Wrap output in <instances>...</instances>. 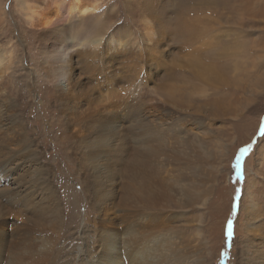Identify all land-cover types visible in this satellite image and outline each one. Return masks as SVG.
I'll list each match as a JSON object with an SVG mask.
<instances>
[{
	"label": "rangeland",
	"instance_id": "1",
	"mask_svg": "<svg viewBox=\"0 0 264 264\" xmlns=\"http://www.w3.org/2000/svg\"><path fill=\"white\" fill-rule=\"evenodd\" d=\"M92 1L102 8L98 37L115 47L73 59L66 85L47 71L69 69L54 54L77 30L34 31L18 0H0V182L11 183L0 193V229L14 245L44 235L78 246L107 236L112 217L132 226L123 212H156L147 226L176 230L202 264H251L248 222L264 234V0ZM124 115L138 123L127 128V155L143 150L146 122L172 135L153 161L157 204L140 210L126 200V177L109 173L118 157L105 141ZM175 121L194 128L191 192L171 180L172 147L188 136L175 126L174 138ZM82 126L91 136L75 134ZM92 137L99 142L82 143Z\"/></svg>",
	"mask_w": 264,
	"mask_h": 264
},
{
	"label": "bare ground",
	"instance_id": "2",
	"mask_svg": "<svg viewBox=\"0 0 264 264\" xmlns=\"http://www.w3.org/2000/svg\"><path fill=\"white\" fill-rule=\"evenodd\" d=\"M18 1L28 23L34 27V31L52 33L62 26L77 30L73 42L58 45L54 54V58L57 60L61 56L67 57L69 69L64 67L62 71H47L50 77L60 74L65 79L66 85L75 78L71 67L73 59L83 57L93 51L106 49L108 45L112 49L115 47L112 42L103 46L104 38L98 37L102 8L95 1L56 0L53 5L45 6L37 1ZM190 30L193 32V29ZM115 43L117 44V42ZM3 61L4 57L0 55V65ZM119 124L120 128L116 135L114 136L110 132V139L105 141V145L114 147V153L118 157L113 170L109 173L119 177L120 181L126 177L124 180L126 200L130 204H136L139 210L144 205H155L158 201L159 190L154 193L151 186H159L160 183L155 182L154 179L158 175V167L154 166L153 161L156 155H161L163 145L172 143L170 130L151 126L148 122L144 123L147 137L140 141L143 150L138 149L127 155L128 146L124 139L127 135V128L137 131L138 123L124 115ZM175 126H181L183 132L188 136L179 138L172 147L173 155L170 158H174V165L177 166L174 168V177L171 180L174 186L185 192H191L194 186L186 170L195 161L196 153L190 147L191 140L187 138L191 137L190 133L194 128L188 124L180 125L175 121L174 138L176 136ZM77 133L82 137L91 136L90 131L87 132L84 126L81 127L80 132H75V134ZM97 142L99 141L93 137L88 141H82L86 146ZM59 146L62 147V145ZM93 159L94 156H90V161ZM252 183L254 184V180ZM10 184L0 182V193L8 191ZM106 184L108 185V183ZM249 196L251 202L248 209L251 211L257 207V204L253 199L252 192H249ZM97 199L100 206L103 198L100 197L99 192ZM2 210L3 207L0 203V211ZM49 211L56 212L53 208H49ZM155 214L156 212H123L125 216L136 218L132 226L122 225L119 216L112 217V227L107 236L101 235L98 240L88 236L78 246L58 243L55 238L44 235L34 236L29 242L21 243V246L14 245L10 239L11 233L0 229V264H202L204 257L200 254L199 248L191 245L185 247V238L176 230L155 227L150 229L147 226L146 218ZM54 217H58V215H54ZM6 221L7 219L0 217L1 223ZM255 223L256 220L248 222L250 230L252 229L253 232V239L252 242L245 243L246 257L250 258V261L252 260L251 264H264V234L255 237V230L252 227ZM198 241L201 240L198 239ZM199 245L202 246L200 243ZM35 247H38V250Z\"/></svg>",
	"mask_w": 264,
	"mask_h": 264
},
{
	"label": "snow or ice",
	"instance_id": "3",
	"mask_svg": "<svg viewBox=\"0 0 264 264\" xmlns=\"http://www.w3.org/2000/svg\"><path fill=\"white\" fill-rule=\"evenodd\" d=\"M251 148V145L246 146L245 148L240 150L241 155H243L245 152H247ZM239 166V165H238ZM228 234L229 236L232 235V222H228Z\"/></svg>",
	"mask_w": 264,
	"mask_h": 264
}]
</instances>
